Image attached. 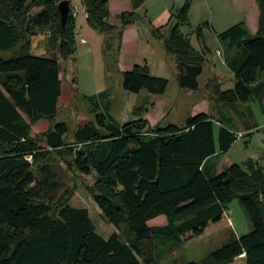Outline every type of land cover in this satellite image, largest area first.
<instances>
[{
	"label": "trees",
	"instance_id": "1",
	"mask_svg": "<svg viewBox=\"0 0 264 264\" xmlns=\"http://www.w3.org/2000/svg\"><path fill=\"white\" fill-rule=\"evenodd\" d=\"M61 1L0 0V264H155L156 250L145 247L147 242L177 246L199 237L228 221L227 203L234 198L251 230L234 235L202 262L185 264H229L242 254L246 264H264V168L252 159L221 170L208 165L237 139L225 113L220 118L209 112L190 115L182 126L151 125L145 118L154 108L150 101L135 106L132 118L121 122L110 112L112 92L106 89L83 97L94 121L79 125L67 140L69 125L57 118L63 83L56 51L64 58L75 53L76 18L70 13L63 27ZM143 1L134 0V7ZM257 3L256 34L240 21L216 35L232 73L230 88L222 83L213 88L216 102L258 100L264 108V0ZM82 4L88 23L104 35L107 50L114 47L117 58L125 29L137 21L135 8L113 14L109 0ZM188 8L189 2L171 13L152 36L175 57L180 87L196 90L207 52L196 51L180 31L189 24ZM37 28L51 31L49 56L31 53ZM195 32L203 41L202 27ZM122 78L124 90L132 93L163 94L169 86V79L151 74L146 62L122 72ZM43 118L52 126L44 141L36 142L30 138L32 125ZM257 126L248 125V135ZM53 153L71 155L79 173L98 176L94 200L114 229L108 237L97 232L88 208L69 201L53 207L51 194L58 187L49 161ZM160 215L166 224H148ZM123 224L128 240L118 232Z\"/></svg>",
	"mask_w": 264,
	"mask_h": 264
},
{
	"label": "rangeland",
	"instance_id": "2",
	"mask_svg": "<svg viewBox=\"0 0 264 264\" xmlns=\"http://www.w3.org/2000/svg\"><path fill=\"white\" fill-rule=\"evenodd\" d=\"M133 1L112 0L111 9L115 12L125 9L133 10L135 8ZM70 2L78 11L75 19L76 51L67 58L61 57L58 48L56 51L60 56L63 83L57 118L69 125L68 141L71 140L73 131L79 125L94 121V114L83 97L110 89L112 92L110 112L116 120L121 122L132 118V111L135 106L149 105L150 101L154 102V109L145 118L149 120L151 125L166 126L169 123H174L182 126L190 115L209 112L220 118V114L225 113L230 120L229 122L225 121L226 124L237 133H243L245 136H237L231 148L226 153H218L208 165H213V168L220 170L230 163L243 165L245 161L252 159L259 162L264 168V108L260 101H251L246 105H229L207 98L206 101L198 103L201 96H214V87L208 86V84L215 82V79L211 80L212 66L216 67L217 76L223 80V89L232 86V73L225 63L223 44L211 31V26H214L215 30L220 33L238 23L234 21L235 8L232 0H144L141 5L135 8L136 10L134 9L137 21L132 27L133 30H129L126 34L125 53L132 56L138 50L137 42H140L141 39L144 40L141 44L140 53L147 52L149 56L152 55L150 64L145 61L149 66L150 73L169 79V86L163 94H150L145 89L139 93L124 90L122 73L119 69L121 50L116 58L114 47L111 50L105 48L104 35L94 29L88 21L86 22L82 0H70ZM188 2L189 24L181 25L180 31L185 37H189L191 46L196 51L202 50V41L195 32L196 27L201 26L203 33L209 30L212 33L207 36L205 41L210 64L205 63L207 67L205 66L204 73L198 79L202 87L196 90L180 87L177 80L175 57L166 52L163 40L152 36L153 29L165 25L171 13L176 12L177 9ZM39 10L34 9L32 12L36 13ZM50 32L49 28H37L36 33L31 35V53L33 55L49 56L51 54L53 50L49 48ZM136 33L139 35V41L135 38ZM83 39L87 41L86 44L82 43ZM113 41L115 40L113 39ZM9 54L2 53L4 56ZM250 124L258 126L253 129V133L248 135L247 126ZM51 126L52 121L44 118L40 119L32 125L30 138L36 142L44 141V133ZM49 161L57 175L56 181L58 184V187L51 194V197L55 200L53 207L61 202L69 201L74 207L88 208L97 232L103 237L109 236L113 232L111 229H114L102 216L101 210L94 200V192L99 188L98 176L95 173L90 175L79 173L73 167L72 156L66 153L63 156L53 153ZM227 212L229 218L226 224H222L225 232H222L221 236L207 232L201 236L203 241L196 240L192 243L188 242L177 246L162 241H158L156 246L153 241L151 243L147 242L145 247L155 248L157 256L155 264H174L173 260L185 264L190 261H197L198 258L197 262L200 263L207 259L210 248L216 242H218V245L215 248L225 243L222 240H224L227 233L229 235L232 232V229L238 236L251 230L249 217L238 198H234L227 203ZM118 232L123 240L130 238L127 225H121ZM231 238L232 236L229 237V239ZM231 264H246V260L238 258Z\"/></svg>",
	"mask_w": 264,
	"mask_h": 264
},
{
	"label": "crops",
	"instance_id": "3",
	"mask_svg": "<svg viewBox=\"0 0 264 264\" xmlns=\"http://www.w3.org/2000/svg\"><path fill=\"white\" fill-rule=\"evenodd\" d=\"M233 1V4H234V8H235V12L233 13L234 14V18H235V22L237 21V22H240V21H244L245 23H246V25H247V28L249 29V31H250V33L251 34H256L257 33V31H258V28H259V14H260V10H259V6H258V3H257V0H232ZM111 2H112V0H109V9H110V11H111V13H120V12H122V11H127L128 9H125V10H121V11H118V12H115V11H112V9H111ZM136 10V9H135ZM250 11H251V13H250ZM86 22H87V18H86ZM133 25L134 24H132V25H129L126 29H125V31H124V33H123V41H122V46H121V52H120V55H119V69H120V71H121V73L122 72H124V71H127V70H131L133 67H134V65H136V64H142V63H144L145 61H148V63L150 64L151 63V59H150V57L152 56V55H148V53L147 52H141L140 53V49H141V44H143V42H144V40L143 39H141L140 40V42H137V45H138V50H136L135 51V53L134 54H132V56H130L129 54H126L125 53V40H126V34H127V32L129 31V30H133L132 29V27H133ZM212 27V33H214L215 34V36L217 35V30H215V28H214V26H211ZM210 27V28H211ZM211 31L209 30L208 32H206V31H204V33H203V30H202V39H203V41H202V43H203V45H202V43H201V46H202V48H205V41H206V39H207V36H210L212 33H211ZM135 32V31H134ZM213 34V35H214ZM135 38H137V40L139 41V35L136 33L135 34ZM157 39V38H156ZM84 40V39H83ZM162 40V39H161ZM82 43H84V44H86L87 43V41L85 40L84 42L82 41ZM207 48V47H206ZM205 48V49H206ZM167 52V51H166ZM168 53V52H167ZM147 55V56H146ZM208 54L206 53V64L208 65V64H210L209 63V58H208V56H207ZM204 63V65H203V72H202V74L204 73V71H205V66L207 67V65ZM212 66V65H211ZM220 73H222V72H220ZM201 74V75H202ZM200 77V76H199ZM199 77H198V79H199ZM217 78V79H216ZM213 79H215V82H212L210 85L208 84V86H210V87H215V85L216 84H219V83H222L223 82V80H222V78L221 77H218L217 76V74H216V67H213L212 66V78H211V80H213ZM261 79H263L264 80V71L261 73ZM221 86H222V84H221ZM202 86H201V84L199 83V88H201ZM210 87H209V89H210ZM198 88V89H199ZM223 88V87H222ZM230 88V87H229ZM207 98H210L211 100H213V101H215L213 98H212V96H209V97H205V96H201V98L200 99H198V103L199 102H201V101H206V99ZM249 102H246V103H236V104H243V105H246V104H248ZM154 109V108H153ZM153 109H151V111H153ZM150 111V112H151ZM149 112V113H150ZM148 113V114H149ZM147 114V115H148ZM146 115V116H147ZM229 165H231V163L230 164H228L227 166H229ZM223 167H225V166H223ZM221 170V169H220ZM167 223V218H166V216H164V215H160V216H158V217H156V218H154V219H151L149 222H148V224L149 225H151V226H155V225H164V224H166ZM227 223V222H226ZM225 223V224H226ZM223 227L224 226H222V225H220V226H217V227H215V228H212V229H209V230H207L205 233H207V232H211V234H213V235H216V236H221V234H222V232H225V230L223 229ZM111 231H114V230H112L111 229ZM204 233V234H205ZM110 234H112V232L110 233ZM203 235V234H202ZM202 235H200L199 237H197V238H194V239H192V240H190V241H188V242H195L196 240H199V241H203V237H201ZM233 235H236V236H238V234H236L235 232H234V230L232 229V232H230L229 233V235H228V233H227V235L226 236H224L225 238H224V240H222V241H225V243L228 241V239H229V237H233ZM108 237V236H107ZM187 242V243H188ZM186 243V244H187ZM218 242H216L215 244H214V246H212L211 248H210V250H209V253L210 252H212L213 250H215L216 248L215 247H217V244ZM245 259V254H242V255H240V256H238L237 258H235V260H237V259ZM199 260V258L197 259V261ZM157 261V260H156ZM174 261V260H173ZM172 261V262H173ZM196 261V262H197ZM190 262H193V261H190ZM156 263V262H155ZM161 264H164V263H161ZM231 264V263H230Z\"/></svg>",
	"mask_w": 264,
	"mask_h": 264
},
{
	"label": "water",
	"instance_id": "4",
	"mask_svg": "<svg viewBox=\"0 0 264 264\" xmlns=\"http://www.w3.org/2000/svg\"><path fill=\"white\" fill-rule=\"evenodd\" d=\"M59 10L61 14V23L65 28L68 20L70 19L71 5L69 3V0H62L59 3Z\"/></svg>",
	"mask_w": 264,
	"mask_h": 264
},
{
	"label": "built area",
	"instance_id": "5",
	"mask_svg": "<svg viewBox=\"0 0 264 264\" xmlns=\"http://www.w3.org/2000/svg\"><path fill=\"white\" fill-rule=\"evenodd\" d=\"M70 13L72 14V16H73L74 18H76L77 15H78L77 8L73 6V8L71 9V12H70ZM84 13H85V18H87V17H88V14H87V12L85 11V9H84ZM83 41H84V40H83ZM237 136H244V135H243V133H237Z\"/></svg>",
	"mask_w": 264,
	"mask_h": 264
}]
</instances>
